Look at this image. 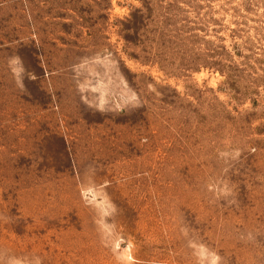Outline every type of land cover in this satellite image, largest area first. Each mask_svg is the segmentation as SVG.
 <instances>
[{
  "label": "rangeland",
  "instance_id": "374dc122",
  "mask_svg": "<svg viewBox=\"0 0 264 264\" xmlns=\"http://www.w3.org/2000/svg\"><path fill=\"white\" fill-rule=\"evenodd\" d=\"M0 264H264V0H0Z\"/></svg>",
  "mask_w": 264,
  "mask_h": 264
}]
</instances>
